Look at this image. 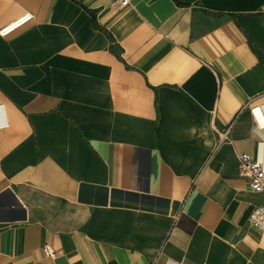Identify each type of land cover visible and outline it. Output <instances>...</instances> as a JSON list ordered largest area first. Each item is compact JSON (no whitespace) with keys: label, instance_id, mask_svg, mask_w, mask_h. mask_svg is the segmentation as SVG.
Masks as SVG:
<instances>
[{"label":"crops","instance_id":"obj_1","mask_svg":"<svg viewBox=\"0 0 264 264\" xmlns=\"http://www.w3.org/2000/svg\"><path fill=\"white\" fill-rule=\"evenodd\" d=\"M111 2L0 0V264H264V0Z\"/></svg>","mask_w":264,"mask_h":264},{"label":"built area","instance_id":"obj_2","mask_svg":"<svg viewBox=\"0 0 264 264\" xmlns=\"http://www.w3.org/2000/svg\"><path fill=\"white\" fill-rule=\"evenodd\" d=\"M134 0H112L111 5L116 9H122L133 4ZM34 18L32 12L27 11L20 16L16 17L9 23L0 27V35H7L15 31L20 26H23L27 22ZM232 123H228L226 126L217 129L218 140L217 144L230 140V130ZM238 168L242 175L248 177L250 187L258 192L264 194V160L253 156L251 153L242 151L237 152ZM249 223L260 229L264 230V200L257 204L250 216ZM45 254L49 256H57L58 251L46 244L43 248Z\"/></svg>","mask_w":264,"mask_h":264}]
</instances>
